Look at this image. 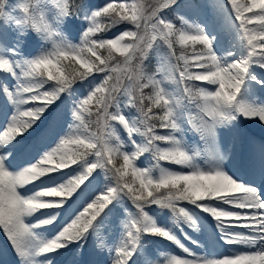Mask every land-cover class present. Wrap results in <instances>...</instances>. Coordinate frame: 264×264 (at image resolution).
<instances>
[{
  "label": "snow or ice",
  "instance_id": "6c2138e0",
  "mask_svg": "<svg viewBox=\"0 0 264 264\" xmlns=\"http://www.w3.org/2000/svg\"><path fill=\"white\" fill-rule=\"evenodd\" d=\"M208 7L0 0V229L16 264H141L152 237L187 254L164 264H264V145L246 176L225 164L245 139L239 121L264 125V0H225L215 17ZM179 202L214 219L210 241L185 231L200 217Z\"/></svg>",
  "mask_w": 264,
  "mask_h": 264
},
{
  "label": "rangeland",
  "instance_id": "374dc122",
  "mask_svg": "<svg viewBox=\"0 0 264 264\" xmlns=\"http://www.w3.org/2000/svg\"><path fill=\"white\" fill-rule=\"evenodd\" d=\"M19 2H20V0H8V3L10 6H13ZM86 2L91 3V4H100L102 2V0H86ZM186 2H189V3H202V2L207 3L209 5V7L207 9H205V13L209 16L215 17L217 14L218 6L223 5L225 0H186ZM241 2H245V0H241ZM166 15L168 16V18L172 19L174 22L177 23V27L180 26L177 15L172 14L171 11L166 12ZM185 16H186V18H189V19L194 18L188 12H185ZM0 23H2V22H0ZM77 23L79 24V21H77ZM121 28H123V27H121ZM119 30L120 29H118L114 32H111L110 36ZM70 38L78 39V33H74L73 36ZM34 40H35V37H33V41H30L28 46L26 47V51L31 52V49H32L33 54H35V49L37 48V42ZM189 54H190V50H189ZM211 87L212 86H209V88H211ZM169 88H170V90H172L175 88V85L174 84L169 85ZM239 125L243 129L244 135H245L244 142L240 144L241 153H240L239 164L241 165V168L244 166H246L248 168L250 165H252L251 148L253 150H256V151L259 150V148L261 146V141L259 138L262 136L263 133L261 132V130L259 128L253 126V123L251 121L241 120V121H239ZM157 131L163 133L165 130L158 128ZM221 132H222V134H224V136H230L227 129H222ZM122 135H124V134L122 133ZM137 138H138V140L140 139L139 137H137ZM233 147H235V145ZM141 160L144 161V163L141 164V162L138 161L137 162L138 166H146L147 154H145V157H142ZM164 166L169 167V168L174 169V170H178L180 167L177 165H170L167 163H164ZM248 172H249V169L246 171V174ZM246 174L242 173L239 175L246 176ZM102 179H103V176L101 175V180ZM254 181H255V183L256 182L261 183V178L256 177V179ZM35 183L37 186H39V184H40L39 181H37ZM28 187H31V185H29ZM184 203H186L188 210L193 211L195 214H197L200 217V219L198 221L200 223V231L199 232H197L191 228L190 229L194 232H191V230L186 231V229H185V231L189 235H191L194 239H200L201 242L210 241L211 240V232H212V230H214V227H215L214 219L212 217H210L209 214L202 213L201 210L195 209L194 206L188 204L187 202H183V204ZM225 207L227 208V207H231V206H225ZM149 209L152 212V214H154L155 218L158 220V223H161V224L166 223L168 226L172 225L174 218H171V215H164V214L161 215L159 213L158 209L153 205H152V208H149ZM41 211H49V210H41ZM39 215H40L39 212L35 213L34 217H38ZM34 217H29L27 219H28V221L34 222ZM63 219H65V217H61V221H63ZM122 220H124V217L119 216L117 214V215L113 216L112 223L114 226L118 227V226H120ZM42 231L44 232L45 236H47L48 238H52L56 234V227L47 226L46 230H42ZM108 231H109V234H111V231H112L111 227H109ZM217 234H218V232H217ZM98 235L104 236L105 230L102 228L100 230V232L98 233ZM177 235L180 236L182 242L185 243L186 246L192 248L193 251H201V250L196 249L195 245H192L190 243V241L188 242V241L184 240V238L182 237V235L180 233L177 232ZM93 239H95V237ZM152 241L155 242L154 239ZM159 241L160 240H157L156 242H159ZM161 241H164L162 244L163 247L161 249H159L158 244H157V246H154L155 245L154 242H150V243H148V241L144 242V249L142 250L141 256H140L141 264H145V262H148V261H151L152 264H164V260H165L166 255H177V256H180L182 258H187V254L183 253L182 250L178 251L175 247H173V245L169 241L163 240L162 238H161ZM150 247H153V248L151 249ZM225 247H227V246H225ZM0 251L3 252L4 264H16L18 257L16 256L15 251L11 246V242L7 240V237L3 233L2 229H0ZM60 251H64V250H60ZM218 251H223V248H219V246H218ZM161 253H164L165 255H161ZM69 258L70 257H68V256L61 257L60 258V264H68Z\"/></svg>",
  "mask_w": 264,
  "mask_h": 264
},
{
  "label": "bare ground",
  "instance_id": "6f19581e",
  "mask_svg": "<svg viewBox=\"0 0 264 264\" xmlns=\"http://www.w3.org/2000/svg\"><path fill=\"white\" fill-rule=\"evenodd\" d=\"M253 126L259 128L261 130V132L263 133L259 139L261 141V145H264V125H259V124L253 123ZM222 135L224 138L225 146L227 147V145L229 143H231L230 136H224V134H222ZM240 153H241V146L239 144L238 146L234 147V154L230 157V159L225 161L226 167L230 168L232 171H235L238 175L243 172V170L240 168L241 165L239 164ZM256 175H257V177H260L258 174H256ZM256 175L250 177L254 183H255L254 180L256 179ZM252 177H254V178H252Z\"/></svg>",
  "mask_w": 264,
  "mask_h": 264
},
{
  "label": "trees",
  "instance_id": "16d2710c",
  "mask_svg": "<svg viewBox=\"0 0 264 264\" xmlns=\"http://www.w3.org/2000/svg\"><path fill=\"white\" fill-rule=\"evenodd\" d=\"M143 2L146 4V5H155L157 2H158V0H143ZM171 13L172 14H174V15H177L176 14V11H171ZM121 27H124L123 25H121V26H117L116 28H114L113 30H112V32H114V31H116V30H118V29H121ZM110 33L111 32H109V33H106L105 35L106 36H110ZM155 63H156V61H155V59H153L149 64H148V67H149V69H152V68H154V66H155ZM133 112L135 113V110H133ZM180 206V204H178V207ZM158 209H159V207L158 206H156ZM160 210V212L161 213H166V212H169L171 215H172V213H171V210H169V209H159ZM146 241H148L149 242V238L148 239H144V242H146ZM157 244H155L154 246H156Z\"/></svg>",
  "mask_w": 264,
  "mask_h": 264
}]
</instances>
